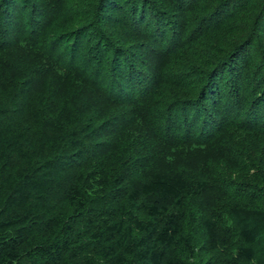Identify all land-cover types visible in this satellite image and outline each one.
<instances>
[{
	"label": "trees",
	"instance_id": "trees-1",
	"mask_svg": "<svg viewBox=\"0 0 264 264\" xmlns=\"http://www.w3.org/2000/svg\"><path fill=\"white\" fill-rule=\"evenodd\" d=\"M91 2L0 0V264H264V0Z\"/></svg>",
	"mask_w": 264,
	"mask_h": 264
},
{
	"label": "rangeland",
	"instance_id": "rangeland-1",
	"mask_svg": "<svg viewBox=\"0 0 264 264\" xmlns=\"http://www.w3.org/2000/svg\"><path fill=\"white\" fill-rule=\"evenodd\" d=\"M81 1H83L84 3H86L88 1L91 2L92 0H81ZM84 3H83V6L85 5ZM81 6H82V4H81ZM93 7H94V5H93ZM86 8L87 7L84 6L83 9L85 10ZM85 13H87V12H85ZM17 16H18V13L14 17L16 19V22L19 21V20H17V19H19V18H17ZM84 17H86V16H84ZM11 30H12V28L8 27V32H11ZM4 32L5 31H2V34ZM17 35H19V34L15 33V31L12 32V34L10 35V37L15 40L16 46L9 47V48H6V49H0V60L2 62L1 65L4 68V70H8V72L5 71V73H6V75L8 77H11L12 80L18 79L19 78L18 77L19 73L22 74L24 72V69H28L30 71V73L26 74V72H25L26 78L28 79L31 76L33 77V74H34V71H35V67L40 64L39 63L40 60L39 61H35V58L33 57V56L36 55L35 52H33V51L31 52V51L27 50L26 48H24L22 46V44H17L18 42H17L16 37H15ZM197 47L200 50L203 49V52L209 51L207 48H204V46L201 45V44L198 45V46H196V47H194L192 45L191 46V49L195 51V49H197ZM139 53L141 54V56H144L145 58L150 59V60H152V58L155 57V55L152 54V53H149L146 48H145L144 52L139 51ZM38 58H39V56H38ZM189 59H190L189 58V55H185L184 60H188L189 61ZM194 61L196 62L195 59L190 60L189 63L192 65V63L194 64ZM67 85H68L69 91L68 90H65V91L66 92L68 91L69 94H75V93L76 94H79L80 95V98L79 99L80 100H83V101H84V99H88L89 97H92L93 98V95H94L97 98V100H98V102L96 104L99 105L100 108H101V105H103L105 108L107 107L108 102L104 98H102L99 93H97V89H93L92 88V90H89V89H86L85 90L76 81H70V83H67ZM119 112H121V111H119ZM177 159L179 161L180 157L178 156ZM177 159L176 158L174 159V161H175L174 164L177 165V167H184V163L185 164L194 163L193 160H188L186 162L177 164L178 163ZM193 166H192V169H193ZM187 167H188V169L192 170L189 165ZM227 170H228V168H227Z\"/></svg>",
	"mask_w": 264,
	"mask_h": 264
}]
</instances>
